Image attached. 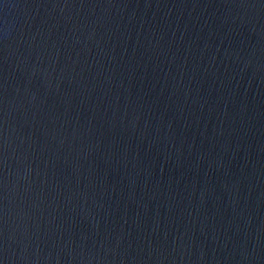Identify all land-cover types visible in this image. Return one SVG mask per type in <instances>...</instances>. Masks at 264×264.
<instances>
[{"label":"water","instance_id":"95a60500","mask_svg":"<svg viewBox=\"0 0 264 264\" xmlns=\"http://www.w3.org/2000/svg\"><path fill=\"white\" fill-rule=\"evenodd\" d=\"M0 264H264V0H0Z\"/></svg>","mask_w":264,"mask_h":264}]
</instances>
